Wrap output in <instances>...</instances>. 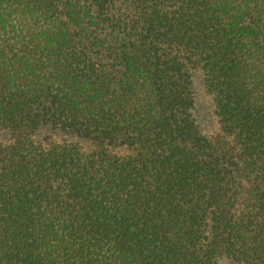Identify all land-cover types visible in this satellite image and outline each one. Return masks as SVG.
I'll return each mask as SVG.
<instances>
[{
	"label": "trees",
	"instance_id": "trees-1",
	"mask_svg": "<svg viewBox=\"0 0 264 264\" xmlns=\"http://www.w3.org/2000/svg\"><path fill=\"white\" fill-rule=\"evenodd\" d=\"M0 264H264V0H0Z\"/></svg>",
	"mask_w": 264,
	"mask_h": 264
},
{
	"label": "rangeland",
	"instance_id": "rangeland-1",
	"mask_svg": "<svg viewBox=\"0 0 264 264\" xmlns=\"http://www.w3.org/2000/svg\"><path fill=\"white\" fill-rule=\"evenodd\" d=\"M194 89L204 128L206 130H214L216 128V123L213 117L212 98L211 95L206 92L201 77L198 74L195 76Z\"/></svg>",
	"mask_w": 264,
	"mask_h": 264
}]
</instances>
